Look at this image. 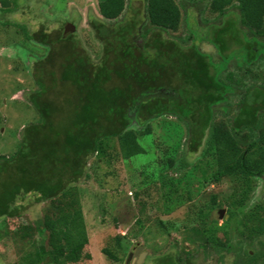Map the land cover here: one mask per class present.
<instances>
[{
    "label": "trees",
    "instance_id": "obj_1",
    "mask_svg": "<svg viewBox=\"0 0 264 264\" xmlns=\"http://www.w3.org/2000/svg\"><path fill=\"white\" fill-rule=\"evenodd\" d=\"M142 1V13L128 16L127 0H98L99 18L88 21L91 50L90 39L84 43L73 33L74 25L67 27L70 23L61 21L51 32L44 26L29 32L6 20L19 5L0 0L5 18L0 24L15 37L5 46L17 45L20 61L25 57L29 64L23 67L31 85L18 108L34 112L19 127L17 149L0 154V238L10 240L21 258L12 264L84 260L90 242L83 187L98 182L96 197L100 203L107 198L101 205L106 215L113 209L111 197L122 194L108 182L117 180L119 166L139 171L143 186L133 194L134 232L114 230L101 249L111 263L124 264L130 240L142 234L146 204L139 197L153 190L157 198L151 207L162 216L203 198L186 207L182 225L183 242L195 249L178 252L174 244L173 254L153 253L146 260L196 264L198 253L203 258L213 252L235 254L234 232L251 241V250L244 249L231 264H264V250L252 246L258 240L264 248V84H256L258 75L251 73L264 57V0ZM197 2H205L218 23L187 22L182 10ZM181 22L189 35L170 37ZM201 43L210 45L215 57L202 51ZM232 61L252 74L251 85L227 72ZM173 169L176 174L167 176ZM222 181L229 193L203 194L207 184ZM259 181L262 191L254 198ZM26 197L32 203L27 205ZM36 205H42L41 212L29 221L27 211ZM221 208L227 218L218 224L213 214ZM9 221L17 224L11 231L5 226ZM118 222L112 216L113 229ZM155 224L165 234L179 230L159 217Z\"/></svg>",
    "mask_w": 264,
    "mask_h": 264
},
{
    "label": "rangeland",
    "instance_id": "obj_2",
    "mask_svg": "<svg viewBox=\"0 0 264 264\" xmlns=\"http://www.w3.org/2000/svg\"><path fill=\"white\" fill-rule=\"evenodd\" d=\"M178 1L179 0H176L177 3ZM17 3L19 5V9L16 13L7 16L6 20L24 25L27 27L29 32H37L42 26H44L48 32H51L53 30L60 29V26L63 25L61 21L70 23L69 25L72 24L76 27L75 32H72L77 34L83 42L88 41L90 39L89 37H91L90 32L88 31L89 18H99L97 8L98 0H17ZM128 3L130 6L129 11L127 12L128 16H131L133 12H140L139 14L142 13V0H127V4ZM184 12L187 14V22L191 24L194 20L203 22L201 25H205L206 23H218L217 19L214 20L215 15H211L207 12L205 2H197L193 6L186 5V11L182 10V14ZM0 19L3 20L5 18H1L0 14ZM169 34L170 37L173 38H183L189 35L183 22H181L177 32ZM13 36V30L11 28H4L0 24V154H10L17 149L19 139L18 132L21 128V124H26L34 116V112L31 111L30 108L22 110L18 108V106H21L24 101V92L30 89H27L26 87L31 85V81L29 74H27V71H25L23 67L25 64H29L25 57L23 58V62L20 61L21 59L18 57L20 55L18 54L17 45H13L15 47L11 45L5 46V44L11 41L12 38L15 39ZM89 41L88 47L92 50L91 45L94 46V43L92 39ZM200 48L202 51L215 57V51L210 45L201 43ZM252 66L254 67L252 68L251 73H256L258 75L256 84L260 82L261 84H264V57L259 58L255 65ZM227 72L236 74L237 76L240 75L245 86H249L252 83V74L246 75L243 72V68L238 69L233 61L227 69ZM17 85H20V88H18ZM239 88L243 91V87H238V90ZM236 101L237 98L233 97L230 100V103L233 104ZM168 139L170 140V138ZM150 152L152 153V150ZM129 167H117V182L112 181L111 179L108 180L113 187L117 186V190L122 194L116 199L115 197H111L113 209H108V211H106V215L101 213V205H107V198L100 203L99 198L96 197L97 191H99L98 182L90 180L87 186L83 187V189L86 190L83 193L82 206L90 246L86 248L88 256H86V258L78 264H113L100 253L101 249L111 242L110 239L113 237V233L115 232L114 230H116V233L120 235H124L129 229H132L134 232L135 219L138 217V206L136 201H134L133 194L134 192L140 191L139 187H142L143 185H141L142 176L139 175V171H135L133 167ZM167 173V176L169 177L176 174L174 169L173 171L171 170ZM177 173L179 174V172ZM261 186L262 184L259 181L253 195L254 198H258L260 195L262 191ZM192 187V190L196 191L198 187L197 182H194ZM101 191H106L107 193L106 189H102ZM204 191L205 192L203 194L212 191H220L221 194H227L229 193V187L227 182L222 181L217 186L211 183L207 184ZM149 193V197L142 194L139 197L140 200L146 204L142 219L147 221L143 224L144 228L142 234L140 233L137 237L130 240L131 242L128 247L126 257H128L130 252L134 253L141 247L138 254L143 252L145 253V256L140 264H155L153 260H146L147 255L159 252L173 254L175 249L170 248L171 245L176 244L177 251L181 248L184 249V251H189L191 249L194 250V246H189L188 243L183 242L185 235L182 232V225L185 222L184 219L186 218L185 211L188 209L186 207H189L193 203L200 204L203 197L199 195L195 200L185 203L184 208L175 210L171 215L162 216L161 213L151 207V204L153 206L155 203L157 193L153 190ZM29 201L32 203V199L30 197H26L25 203L27 205L29 204ZM129 203L130 206L127 205ZM41 208L42 205H36L34 208L27 211V215L31 217L29 221L33 218L35 219V216H39ZM221 209L225 210V208ZM114 215L117 216L119 220L116 229H113L111 223V218ZM213 216L218 219V224L222 223V218L220 219L217 214L214 213ZM158 217L164 222H169V224L174 223L175 226H179L178 232L174 229H170L169 234H165V232L155 224V219ZM102 220L104 224L101 225ZM16 225V223L9 221L5 226L6 229L11 231L16 228ZM231 237V243L234 246L233 249L236 250L234 252L235 254L225 253L223 256L221 255L219 257V255H215L214 252L213 254L210 252L211 254L208 257L203 258L202 255L198 253L196 254L198 258L196 264H231L232 258L236 257L235 261L238 260L237 257L239 258V256H241L244 249L251 250L249 247L251 241L240 239V237L234 232L231 233ZM252 246L255 247L258 252H262L264 250L258 240H255L252 243ZM138 254L135 258L138 257ZM18 257L19 254L14 247V244L10 242V240L8 241L4 238H0V264L19 263L21 262V258ZM126 259L127 258H125L124 264L126 263ZM259 264H262V262L259 261Z\"/></svg>",
    "mask_w": 264,
    "mask_h": 264
},
{
    "label": "water",
    "instance_id": "obj_3",
    "mask_svg": "<svg viewBox=\"0 0 264 264\" xmlns=\"http://www.w3.org/2000/svg\"><path fill=\"white\" fill-rule=\"evenodd\" d=\"M67 27H70L71 29H73V27L71 26V25H67ZM223 214H225V210L224 209H219L218 211H217V215H218V217L221 219V218H227V215H223ZM222 215H223V217H222ZM141 250V247L138 249V250H136L134 253H129L128 254V257H127V259H126V264H131V263H136V264H140L141 263V261H142V259H143V257L145 256V253H140V254H138V252ZM137 254H138V257H137V259L135 258V256H137Z\"/></svg>",
    "mask_w": 264,
    "mask_h": 264
},
{
    "label": "clouds",
    "instance_id": "obj_4",
    "mask_svg": "<svg viewBox=\"0 0 264 264\" xmlns=\"http://www.w3.org/2000/svg\"><path fill=\"white\" fill-rule=\"evenodd\" d=\"M137 259V258H136ZM135 263V262H134ZM130 264V263H129Z\"/></svg>",
    "mask_w": 264,
    "mask_h": 264
}]
</instances>
